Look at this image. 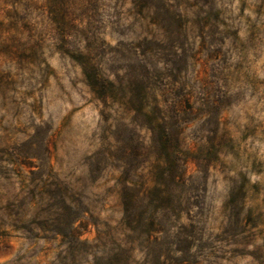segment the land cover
Returning <instances> with one entry per match:
<instances>
[{
  "label": "rangeland",
  "instance_id": "obj_1",
  "mask_svg": "<svg viewBox=\"0 0 264 264\" xmlns=\"http://www.w3.org/2000/svg\"><path fill=\"white\" fill-rule=\"evenodd\" d=\"M0 264H264V0H0Z\"/></svg>",
  "mask_w": 264,
  "mask_h": 264
}]
</instances>
